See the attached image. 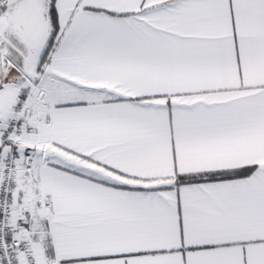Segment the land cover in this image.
<instances>
[{
    "label": "snow or ice",
    "instance_id": "snow-or-ice-1",
    "mask_svg": "<svg viewBox=\"0 0 264 264\" xmlns=\"http://www.w3.org/2000/svg\"><path fill=\"white\" fill-rule=\"evenodd\" d=\"M0 264H264V0H0Z\"/></svg>",
    "mask_w": 264,
    "mask_h": 264
}]
</instances>
